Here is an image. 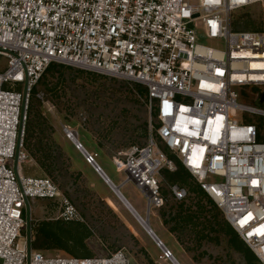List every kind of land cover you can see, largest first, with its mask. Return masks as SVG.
<instances>
[{
	"label": "built area",
	"instance_id": "1",
	"mask_svg": "<svg viewBox=\"0 0 264 264\" xmlns=\"http://www.w3.org/2000/svg\"><path fill=\"white\" fill-rule=\"evenodd\" d=\"M248 8L264 22V0H0V264H131L121 250L47 257L22 236L32 201L57 200L58 221H81L53 182L20 170L30 98L53 63L144 87L156 138L114 159L124 183L149 211L169 199L181 203L186 188L172 183L164 195L159 180L177 162L264 264V31L232 23ZM199 39L219 40L222 49ZM74 146L85 151L78 138ZM82 156L103 172L89 153ZM158 245L163 259L178 264Z\"/></svg>",
	"mask_w": 264,
	"mask_h": 264
},
{
	"label": "rangeland",
	"instance_id": "2",
	"mask_svg": "<svg viewBox=\"0 0 264 264\" xmlns=\"http://www.w3.org/2000/svg\"><path fill=\"white\" fill-rule=\"evenodd\" d=\"M255 11L248 8L234 13L233 29L264 31L261 14ZM198 42L222 49L219 40ZM5 68L6 59L0 57V72ZM141 88L57 63L44 75L43 84L37 85L30 98L25 130L28 160L20 170L24 176L53 182L75 207L81 221H58L57 200L32 201L25 212L23 238L28 237L33 251L47 257L103 258L121 250L131 264H172L162 258L155 242L86 164L65 133V129H71L179 264H248L228 242L230 226L215 205L196 192L191 178L183 174L186 182L173 181L165 171L160 172L164 195L170 184L177 183L186 188L187 198L181 203L169 199L163 208L149 211L145 198L132 183H124V173L116 171L114 159L121 158L130 147H144L149 135L156 138L151 131L155 120L140 94ZM252 264L260 263L255 260Z\"/></svg>",
	"mask_w": 264,
	"mask_h": 264
},
{
	"label": "trees",
	"instance_id": "3",
	"mask_svg": "<svg viewBox=\"0 0 264 264\" xmlns=\"http://www.w3.org/2000/svg\"><path fill=\"white\" fill-rule=\"evenodd\" d=\"M55 65V63L53 64H50L49 67L45 70L44 74L42 75L38 85H42L43 84V81H44V75L50 71V69H52V67ZM33 94H35V90L33 91ZM140 94L143 95V99H144V102H145V97H146V89L144 87L141 88V91H140ZM32 102V101H31ZM153 117H154V114L152 113ZM28 132H30V125L28 127ZM176 165H177V171L176 173H169L168 171L166 170H163L165 171V173L168 174L169 176V179L170 180H173V181H181V182H186V179L182 176L183 174H185V176L189 177L190 176L179 166V164L176 162ZM162 172V171H161ZM164 173V172H163ZM197 193H200V191L196 190ZM125 197V196H124ZM126 198V197H125ZM221 213V212H220ZM229 226V225H228ZM230 229V233H229V244L231 246V248L233 250H235L236 252L240 253L243 255L244 259L246 260V262L248 264H252L253 261H257V259L254 257V255L246 248L244 247V244L241 242V240L239 239V237L237 236V234L233 231V229H231V227L229 228Z\"/></svg>",
	"mask_w": 264,
	"mask_h": 264
},
{
	"label": "bare ground",
	"instance_id": "4",
	"mask_svg": "<svg viewBox=\"0 0 264 264\" xmlns=\"http://www.w3.org/2000/svg\"><path fill=\"white\" fill-rule=\"evenodd\" d=\"M72 131V130H71ZM74 132V131H72ZM76 135L77 133L74 132ZM68 139L73 143L75 140L74 138L72 137H68ZM82 154V153H81ZM96 172V171H95ZM100 178L109 186V188L111 189V191L113 192V194L117 197V199L124 205V207L126 208V210L133 216V218L138 222V224L141 226V228L145 231V233L155 242L156 246L161 250L160 246L158 245V242L155 240V237L153 236V234L155 235V233L153 232V230L151 229V227L149 226V223H148V228L147 226L145 225V223H143L141 221V217L138 215V213L134 210V208L131 206V204L125 199L124 196H121L127 201V203L132 207V209L135 211V213L139 216L137 217V215H135L132 210L130 209V207L127 205V203L121 198V196H119V194H117V192L111 187V185L106 181V179H104L99 173H97ZM121 193V192H120ZM141 218V219H139ZM143 220V219H142ZM145 221V220H144ZM151 230L152 233L149 231ZM156 236V235H155ZM157 237V236H156ZM159 240V239H158ZM160 241V240H159ZM161 242V241H160ZM164 245V244H163ZM165 247V246H164ZM166 248V247H165ZM167 249V248H166ZM168 250V249H167ZM175 259V258H174ZM176 260V259H175ZM178 263V261H177ZM179 264V263H178Z\"/></svg>",
	"mask_w": 264,
	"mask_h": 264
},
{
	"label": "water",
	"instance_id": "5",
	"mask_svg": "<svg viewBox=\"0 0 264 264\" xmlns=\"http://www.w3.org/2000/svg\"><path fill=\"white\" fill-rule=\"evenodd\" d=\"M264 99V95H262L261 97H260V101H262ZM69 137H72V138H74V142H73V144L74 145H76L77 144V135L74 133V132H72L71 133V135L69 136ZM81 151V153L82 154H85V151L84 150H80ZM94 168L96 169V166H94ZM99 172V174L104 178V179H106V181L111 185V187L117 192V194H119V196H121V193H120V188L118 187V186H115L108 178H107V176L103 173V172H101V171H98ZM121 198L127 203V201L121 196ZM127 205L130 207V209L132 210V212L135 214V215H137L136 213H135V211L132 209V207L127 203ZM137 217H139L138 215H137ZM139 219H141V218H139ZM141 221L143 222V223H145V225L147 226V228H148V220L146 219L145 221L144 220H142L141 219ZM151 233H152V231L151 230H149ZM153 236L155 237V240L156 241H158V239L156 238V236L153 234ZM159 242V241H158Z\"/></svg>",
	"mask_w": 264,
	"mask_h": 264
},
{
	"label": "crops",
	"instance_id": "6",
	"mask_svg": "<svg viewBox=\"0 0 264 264\" xmlns=\"http://www.w3.org/2000/svg\"><path fill=\"white\" fill-rule=\"evenodd\" d=\"M85 169H87L91 174H94L93 172H92V170H90L88 167H84ZM92 168V167H91ZM94 171V170H93ZM95 172V171H94ZM96 173V172H95ZM104 173V172H103ZM97 174V173H96ZM105 174V173H104ZM106 176H107V174H105ZM97 176L99 177V175L97 174ZM100 178V177H99ZM107 178L109 179V177L107 176ZM101 179V178H100ZM99 179V180H100ZM102 180V179H101ZM110 180V179H109ZM103 181V180H102ZM111 181V180H110ZM104 182V181H103ZM112 182V181H111Z\"/></svg>",
	"mask_w": 264,
	"mask_h": 264
}]
</instances>
